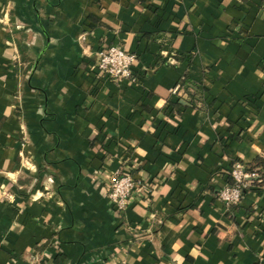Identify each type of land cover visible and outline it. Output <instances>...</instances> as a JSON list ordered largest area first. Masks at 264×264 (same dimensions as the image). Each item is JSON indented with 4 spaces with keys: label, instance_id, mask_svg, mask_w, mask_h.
Segmentation results:
<instances>
[{
    "label": "crops",
    "instance_id": "0c3cea01",
    "mask_svg": "<svg viewBox=\"0 0 264 264\" xmlns=\"http://www.w3.org/2000/svg\"><path fill=\"white\" fill-rule=\"evenodd\" d=\"M257 157L264 0H0V264H264V180L217 197Z\"/></svg>",
    "mask_w": 264,
    "mask_h": 264
},
{
    "label": "built area",
    "instance_id": "2783aa9c",
    "mask_svg": "<svg viewBox=\"0 0 264 264\" xmlns=\"http://www.w3.org/2000/svg\"><path fill=\"white\" fill-rule=\"evenodd\" d=\"M135 56L124 52L117 46H108L97 52L93 67L97 75L111 81L126 79L131 83L136 81L132 72ZM180 88L174 87L172 93H178ZM183 97L184 95L181 94ZM232 183L224 185L217 191V197L225 204L231 205L239 202L242 191L250 185L251 179L256 178L257 173L251 170L247 164L234 162L229 169ZM137 182L126 172H113L107 180L106 198L110 204V210L119 216L124 210L127 200L133 193ZM106 264H124L123 262H110Z\"/></svg>",
    "mask_w": 264,
    "mask_h": 264
},
{
    "label": "trees",
    "instance_id": "16d2710c",
    "mask_svg": "<svg viewBox=\"0 0 264 264\" xmlns=\"http://www.w3.org/2000/svg\"><path fill=\"white\" fill-rule=\"evenodd\" d=\"M188 85L194 86L199 91H202L203 88L200 84H197L193 81H190L187 79L185 75L181 77V79L178 82V87H181L185 92H188ZM251 170H255L257 173L256 178H252L250 184H256L257 182H262L264 180V158L263 157H257L254 159L253 163L248 165ZM248 187H245L242 192H244Z\"/></svg>",
    "mask_w": 264,
    "mask_h": 264
}]
</instances>
